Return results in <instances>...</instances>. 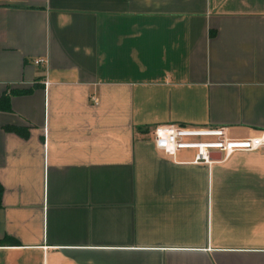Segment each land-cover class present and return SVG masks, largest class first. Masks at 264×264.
Returning a JSON list of instances; mask_svg holds the SVG:
<instances>
[{
  "label": "crops",
  "instance_id": "0c3cea01",
  "mask_svg": "<svg viewBox=\"0 0 264 264\" xmlns=\"http://www.w3.org/2000/svg\"><path fill=\"white\" fill-rule=\"evenodd\" d=\"M4 95L0 264H264V153L153 136L264 130V0H0Z\"/></svg>",
  "mask_w": 264,
  "mask_h": 264
},
{
  "label": "built area",
  "instance_id": "2783aa9c",
  "mask_svg": "<svg viewBox=\"0 0 264 264\" xmlns=\"http://www.w3.org/2000/svg\"><path fill=\"white\" fill-rule=\"evenodd\" d=\"M44 58L33 61L35 65L45 63ZM94 104L98 99L93 97ZM155 146L164 154L174 156L182 149L196 150L194 163L211 164L216 160L212 153L228 157L237 151H261L264 153V130L247 138H230L226 136L223 127L194 128L175 125H159L153 131Z\"/></svg>",
  "mask_w": 264,
  "mask_h": 264
},
{
  "label": "trees",
  "instance_id": "16d2710c",
  "mask_svg": "<svg viewBox=\"0 0 264 264\" xmlns=\"http://www.w3.org/2000/svg\"><path fill=\"white\" fill-rule=\"evenodd\" d=\"M6 101H7L6 95L0 97V108L1 109L6 107ZM2 195H3V186L0 183V206H1Z\"/></svg>",
  "mask_w": 264,
  "mask_h": 264
},
{
  "label": "water",
  "instance_id": "95a60500",
  "mask_svg": "<svg viewBox=\"0 0 264 264\" xmlns=\"http://www.w3.org/2000/svg\"><path fill=\"white\" fill-rule=\"evenodd\" d=\"M215 154H217V153H215ZM220 157H221V155L217 156V158H220ZM213 159H216V157H214Z\"/></svg>",
  "mask_w": 264,
  "mask_h": 264
}]
</instances>
